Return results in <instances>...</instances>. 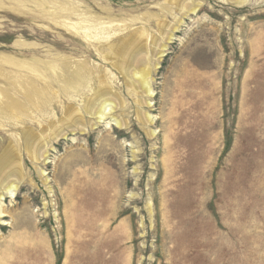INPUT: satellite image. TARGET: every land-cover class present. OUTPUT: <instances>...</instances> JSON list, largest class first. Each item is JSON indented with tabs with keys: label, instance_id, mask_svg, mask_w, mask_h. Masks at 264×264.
<instances>
[{
	"label": "rangeland",
	"instance_id": "374dc122",
	"mask_svg": "<svg viewBox=\"0 0 264 264\" xmlns=\"http://www.w3.org/2000/svg\"><path fill=\"white\" fill-rule=\"evenodd\" d=\"M168 1L65 2L89 11V23H128L122 34L159 36L158 22L181 17ZM194 1L201 9L183 18L153 75L157 135L149 138L136 96L106 56L120 44L113 50L74 36L46 20L41 0H0V103L23 100L30 78L49 89L47 104L17 120L0 115V157L15 150L24 174L16 197L2 202L0 264H264V0ZM51 62L87 64L81 94L62 92L63 71L54 74ZM102 76L124 100L115 112L128 126L89 123L87 132L69 128L53 140L50 124L72 105L94 121L85 102ZM26 129L47 144L45 161L24 149Z\"/></svg>",
	"mask_w": 264,
	"mask_h": 264
},
{
	"label": "bare ground",
	"instance_id": "6f19581e",
	"mask_svg": "<svg viewBox=\"0 0 264 264\" xmlns=\"http://www.w3.org/2000/svg\"><path fill=\"white\" fill-rule=\"evenodd\" d=\"M41 1L42 2H40V4L37 3V5L43 7V12H45L44 15L46 17L49 16L46 20H49V22H54L57 25L66 28L74 36H79L88 43H106L113 50H115L117 48V45L120 44L115 54H112V52H107L106 56L111 60L112 65L115 67V69H117V71H119L123 75L130 91L133 92L136 96V102L138 103L136 118L143 126L146 135L149 138H155L157 135V130L154 126L158 117L157 115L151 113V111H153V101L156 95L153 87V75L159 68L160 62L162 61L163 57L167 54L169 44L172 43L175 39L176 31L178 32L181 24L184 23L183 18L189 15V13L197 14L201 9L203 3L201 1L196 2L194 0H169L168 3L173 4L176 7V11L181 14V17H176L173 20L174 23L172 22L173 24L167 21L159 20V36H157L154 34H150L145 29L134 31L135 33H132L130 35L122 34L121 32H124L129 28L128 23L114 24L111 21L97 23H93L92 21V23H89L90 19H92L87 16L89 11L81 14V11L79 12L77 9L79 8V6L76 8L75 5L71 2H65L68 0ZM222 2L241 7L244 5H254L259 1L222 0ZM47 7H51L52 10L47 9ZM148 42L152 43L153 47L149 46ZM151 52L152 54L150 55ZM11 62L19 67L28 64V62L22 63L15 60H11ZM53 63L51 62V64H49V68L53 70L52 72L56 71L57 68L63 71L62 75H60L62 76L61 81L63 83L61 87L62 92L69 93L71 91H77V93L81 94V89L87 86L86 80L89 79V77H87L84 73V71L88 67L87 64L78 63L74 68L70 67L66 62H61L60 64ZM27 69H30L37 73H39V71H45L42 70L41 65L37 63L28 64ZM35 72L34 74L36 75ZM46 74L48 75V73ZM20 80H22V78ZM20 80L15 79V83L20 82ZM26 82L27 85H25L24 87L25 98L22 100L20 97L9 96L8 100L5 103H0V115H6L9 118L17 120L18 118H20L19 115L22 114L27 107L48 103V87H42L41 85V87L39 85L37 86L36 82H34L31 78ZM110 85L111 84H109L107 79H104V77L102 76L99 79L98 87L94 91L93 96L89 98L87 102H85L86 110L93 117V122L92 120H90V122H87L80 110L72 105L66 110L59 124H57V122H52L50 124L49 128L51 129V131L49 132V134L51 135V138L53 140H58L60 137L66 136L65 129L71 128V131H76L78 130L79 126L81 127V129L79 130L85 132L89 123L91 127L96 124H109L111 122L112 125H115L119 128L127 127L128 121L122 116V113L116 114L115 112V109H118L117 107H123L125 102L120 94L112 93L113 87H111ZM108 114L110 116L109 121L107 117ZM47 130V127L43 128L44 133L42 134L44 136H47V132H45ZM20 135L23 139L24 149L26 150L30 158L37 161L41 160L42 158V161H45L48 158V151L46 148L47 144L43 142V140H41L40 142L36 141L38 137H42L39 136L40 134H35L32 130L26 129L23 130ZM133 153L135 157V151H133ZM37 169L43 183L52 192V187L50 186L49 179L45 176L46 172L44 173V170L39 167ZM22 170L21 158L15 150L14 152L12 150L5 151L1 155L0 221H3L2 225L7 224V221L3 220L6 217L5 211L2 208L4 195H9V197L11 198L16 197L19 190V186L16 185V179H19V182L22 180L24 175ZM135 171L138 172V168H136ZM150 203L147 207L149 214L152 217L154 209ZM141 223L142 225H144L143 218L141 220Z\"/></svg>",
	"mask_w": 264,
	"mask_h": 264
}]
</instances>
